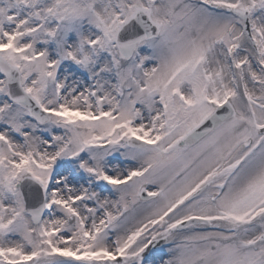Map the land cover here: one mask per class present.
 I'll use <instances>...</instances> for the list:
<instances>
[{"label":"snow or ice","instance_id":"1","mask_svg":"<svg viewBox=\"0 0 264 264\" xmlns=\"http://www.w3.org/2000/svg\"><path fill=\"white\" fill-rule=\"evenodd\" d=\"M0 264H264V0H0Z\"/></svg>","mask_w":264,"mask_h":264}]
</instances>
